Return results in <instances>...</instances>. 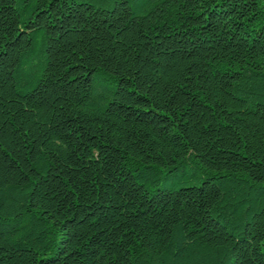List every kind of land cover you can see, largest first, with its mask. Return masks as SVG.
Listing matches in <instances>:
<instances>
[{"label":"trees","instance_id":"trees-1","mask_svg":"<svg viewBox=\"0 0 264 264\" xmlns=\"http://www.w3.org/2000/svg\"><path fill=\"white\" fill-rule=\"evenodd\" d=\"M0 264H264V0H0Z\"/></svg>","mask_w":264,"mask_h":264}]
</instances>
